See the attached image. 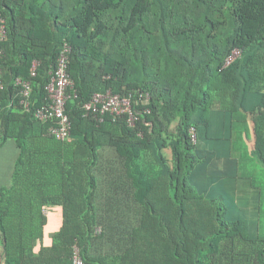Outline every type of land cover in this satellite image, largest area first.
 Instances as JSON below:
<instances>
[{"label":"trees","instance_id":"1","mask_svg":"<svg viewBox=\"0 0 264 264\" xmlns=\"http://www.w3.org/2000/svg\"><path fill=\"white\" fill-rule=\"evenodd\" d=\"M0 12V156L7 140L17 150L0 184V264H74L77 247L88 264H264V189L243 168L256 154L264 171V0H0ZM64 40L77 91L70 141L34 115ZM17 77L32 82L29 109ZM107 89L135 95L134 126L84 115ZM212 112L230 116V136L215 140L239 149L226 180L236 195L196 182Z\"/></svg>","mask_w":264,"mask_h":264},{"label":"built area","instance_id":"2","mask_svg":"<svg viewBox=\"0 0 264 264\" xmlns=\"http://www.w3.org/2000/svg\"><path fill=\"white\" fill-rule=\"evenodd\" d=\"M7 37V29L2 13L0 12V43ZM241 50L235 48L226 58L225 65L228 66L242 56ZM72 53V45L69 41L64 40L60 53L57 58L56 67L51 72L49 82L45 89L47 92V102L39 106L35 111V117L44 122H49L48 133L50 136L61 141H70L72 138V121L67 112L68 100L77 96L75 81L72 78L69 66L70 55ZM4 55V50L0 48V59ZM40 61L34 59L31 66V76H36ZM2 67L0 66V91L5 87L2 78ZM14 84L19 89L21 95L20 103L29 109L31 106V91L32 82L30 79L17 77ZM138 99L144 104L148 103L150 95L143 91H137ZM133 93L129 95H121L114 92L112 89H107L104 92H96L92 98L83 106L84 115L92 116L98 122H104L106 116L125 117L130 126H134L138 120L137 111L134 107ZM2 110V102L0 100V112ZM145 112H150V109H145ZM191 138L194 142L197 141V132L194 127L190 128ZM47 213V211H44ZM98 231L101 229L98 228ZM74 264H88L82 258L78 247L75 249Z\"/></svg>","mask_w":264,"mask_h":264},{"label":"crops","instance_id":"3","mask_svg":"<svg viewBox=\"0 0 264 264\" xmlns=\"http://www.w3.org/2000/svg\"><path fill=\"white\" fill-rule=\"evenodd\" d=\"M229 118L230 116L227 113H211L210 119L212 120L213 127L210 128L209 134L210 137H212V140L209 141V143H206L207 145L202 147V149L199 151L200 156L203 158V163L200 164L195 171V178L200 190L207 195L211 194L214 189L220 192V194H237L235 193L234 186L232 185L233 183L228 184L226 180H230L229 177H235L239 164L238 155L234 149H228L226 147L228 145L227 143L225 145V143L215 140V137L218 135H222L226 139L228 138L227 136H230ZM222 126H224V130H221ZM223 146L224 148L221 149ZM167 151L171 157V151ZM1 153L6 154L7 162L10 164L8 167L11 168L17 156V150L14 141L7 140ZM59 214L60 213L57 210L52 213V221L49 228H56L58 226L60 218Z\"/></svg>","mask_w":264,"mask_h":264},{"label":"rangeland","instance_id":"4","mask_svg":"<svg viewBox=\"0 0 264 264\" xmlns=\"http://www.w3.org/2000/svg\"><path fill=\"white\" fill-rule=\"evenodd\" d=\"M224 126L221 127V130L223 129ZM240 141L237 142V145H240ZM239 149H236V153H238ZM242 151V149H241ZM239 154V153H238ZM256 155V154H255ZM253 156L251 155L250 157L248 155H246L243 159V168H253L255 170H253L254 173V179H255V183L256 185H259V187H262V189H264V171L262 170V168L260 167V165L258 164L259 158L257 156ZM9 162H7V157L6 154L3 153L0 156V184H4L7 180L6 178V168L9 166ZM263 183V184H262ZM264 194V191H263ZM60 215V214H59ZM260 225H261V233L264 234V200L262 202V213H261V220H260Z\"/></svg>","mask_w":264,"mask_h":264}]
</instances>
